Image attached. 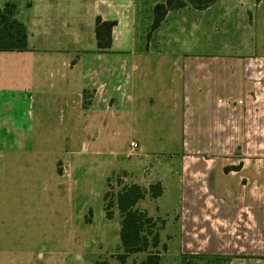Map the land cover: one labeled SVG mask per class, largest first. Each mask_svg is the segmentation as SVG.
I'll return each mask as SVG.
<instances>
[{
  "label": "crops",
  "instance_id": "1",
  "mask_svg": "<svg viewBox=\"0 0 264 264\" xmlns=\"http://www.w3.org/2000/svg\"><path fill=\"white\" fill-rule=\"evenodd\" d=\"M7 1L17 4L15 17L27 31L26 50L0 51V119H19V152L32 150L35 119L121 126L145 119L148 106H166L164 119H181L182 140L175 170L171 151L157 164L162 193L150 200L153 216L165 219L160 242L167 237L170 250L174 236L183 254L264 264V56L224 53L219 39L225 11L247 15L264 0H217L203 8L202 35L206 42L219 39L220 50L205 55L138 50L139 0H0V9ZM97 16L116 21L105 52L97 49ZM150 70L156 74L148 86ZM143 156L134 162L137 176ZM175 176L179 195L171 223L167 213L160 216L157 200L171 195Z\"/></svg>",
  "mask_w": 264,
  "mask_h": 264
},
{
  "label": "rangeland",
  "instance_id": "2",
  "mask_svg": "<svg viewBox=\"0 0 264 264\" xmlns=\"http://www.w3.org/2000/svg\"><path fill=\"white\" fill-rule=\"evenodd\" d=\"M163 1L139 0L134 32L141 52L214 54L220 51V39L224 53L264 56V3L247 15L225 11L219 28L222 36L206 42L208 38L202 35L206 15L188 2L169 10L160 25L152 28L153 7ZM175 62L179 63L171 59V65ZM167 71L166 67L162 76L167 78ZM155 74V70L145 72L148 86L153 85ZM168 112L166 106H148L145 119H126L127 124L107 127L102 119H35L30 153L17 149L24 145L14 134L23 131L19 119H0V264H94L96 260L121 264V216L113 204L107 218L105 205L115 203L116 194L126 185L136 183L147 190L156 183L158 161L169 151L171 171L176 169L181 119H164ZM158 115L159 119H146ZM95 121L100 123L92 128ZM130 140L138 145L133 154L128 151ZM140 155H144L142 176H137L134 162ZM176 178L171 177V195L157 200L163 206L160 216L168 218L163 215L167 213L171 223L179 195ZM144 199L137 208L153 218L152 230L159 232L165 219L153 216L149 193ZM172 230L171 225V234ZM176 239L171 236L170 250L165 236L152 248L159 251L161 264H181L183 253ZM146 253L129 254L125 264H139Z\"/></svg>",
  "mask_w": 264,
  "mask_h": 264
},
{
  "label": "trees",
  "instance_id": "3",
  "mask_svg": "<svg viewBox=\"0 0 264 264\" xmlns=\"http://www.w3.org/2000/svg\"><path fill=\"white\" fill-rule=\"evenodd\" d=\"M216 1L164 0L156 3L153 7L152 28H157L160 25L169 10L181 8L187 2L196 9H203ZM16 11L17 4L13 1L5 2L0 9V51H24L27 48L26 27L15 17ZM115 24L116 21L102 20L101 17H96L95 38L98 51L105 52L110 49L111 32ZM147 193L152 198H157L162 193L161 184L159 182L150 184L147 190L136 183L126 185L116 194L115 203L108 201L105 205L107 218L111 217L110 208L113 204H116L121 216L119 240L123 253L118 254L121 264H125L129 254L136 252H147L139 264H161L159 251L153 250L158 247L160 242L158 231L152 230L153 218L136 207L137 202L143 199ZM192 259L205 260V264H230L231 257L211 254H183L181 264H191ZM94 264H109V262L96 260Z\"/></svg>",
  "mask_w": 264,
  "mask_h": 264
},
{
  "label": "built area",
  "instance_id": "4",
  "mask_svg": "<svg viewBox=\"0 0 264 264\" xmlns=\"http://www.w3.org/2000/svg\"><path fill=\"white\" fill-rule=\"evenodd\" d=\"M137 149H138V145L134 141H131L129 143V149H128L129 153L133 154Z\"/></svg>",
  "mask_w": 264,
  "mask_h": 264
}]
</instances>
